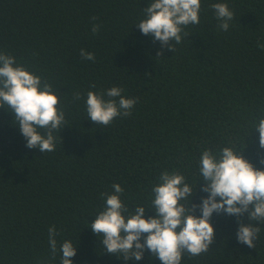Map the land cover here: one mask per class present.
Listing matches in <instances>:
<instances>
[{"label": "trees", "instance_id": "obj_1", "mask_svg": "<svg viewBox=\"0 0 264 264\" xmlns=\"http://www.w3.org/2000/svg\"><path fill=\"white\" fill-rule=\"evenodd\" d=\"M152 2L0 0V52L53 85L68 123L55 133L54 151L41 153L26 147L13 114L0 107V264H61L64 240L76 247L73 264H162L147 249L139 261L105 251L90 228L105 205L101 193L119 183L125 215L134 214L151 207L161 173L175 170L194 190L190 205L199 204L208 195L199 174L204 149L219 159L231 147L264 169L256 129L264 118V0H201L200 23L184 27L180 43L169 42L173 51H161L138 27ZM213 3L234 14L227 31ZM82 48L95 60L81 58ZM113 86L137 103L130 116L97 125L87 116V92ZM249 222L261 229L255 248L238 242L237 216L214 212V243L198 256L183 253L180 264H264V222L245 212Z\"/></svg>", "mask_w": 264, "mask_h": 264}, {"label": "clouds", "instance_id": "obj_2", "mask_svg": "<svg viewBox=\"0 0 264 264\" xmlns=\"http://www.w3.org/2000/svg\"><path fill=\"white\" fill-rule=\"evenodd\" d=\"M210 6L220 22L219 29L227 31L234 17L227 3ZM200 9L201 0H154L144 8L145 18L139 21L138 27L142 34H151L154 41L160 42L161 51L164 47L173 51V43L169 42L180 43L184 27L200 23ZM91 31L98 33L100 25L93 23ZM258 47L264 49V43L258 42ZM80 56L95 60L94 53L83 48ZM122 92L117 86L99 93L89 90L85 101L88 119L108 126L117 117L130 116L138 98L126 97ZM80 98L81 93L75 92L73 100ZM58 104L60 100L53 85L18 63L15 56L0 52V107L13 114L26 147L38 148L41 153L54 151L55 133H60L68 124L64 109ZM256 129L260 147L264 148V118L259 120ZM199 174L205 181L201 190L208 193L199 204L190 205L194 190L185 176L175 170H165L159 176L160 183L152 188L151 207L137 206L134 214L127 216V206L120 198L125 190L119 183L113 184L111 194L101 193L105 205L90 223L92 232L102 236L106 252L124 260L139 261L147 249L162 264H180L183 253L198 256L214 243L211 217L215 212L237 216L238 242L255 248L254 240L261 229L256 224L243 223V215L247 212L249 221L264 222V169L254 167L226 146L221 149L219 159L212 149L202 151ZM197 208L200 215L195 214ZM146 209L154 210L155 215L146 217ZM57 234L55 226L48 229L53 257L57 252ZM60 251L61 264H73L71 258L76 255L73 242L64 240Z\"/></svg>", "mask_w": 264, "mask_h": 264}]
</instances>
